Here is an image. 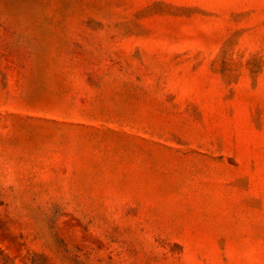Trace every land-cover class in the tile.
<instances>
[{
    "label": "rangeland",
    "instance_id": "1",
    "mask_svg": "<svg viewBox=\"0 0 264 264\" xmlns=\"http://www.w3.org/2000/svg\"><path fill=\"white\" fill-rule=\"evenodd\" d=\"M0 264H264V0H0Z\"/></svg>",
    "mask_w": 264,
    "mask_h": 264
}]
</instances>
